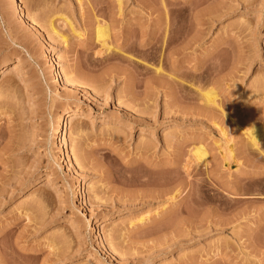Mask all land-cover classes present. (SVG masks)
<instances>
[{
	"label": "rangeland",
	"instance_id": "1",
	"mask_svg": "<svg viewBox=\"0 0 264 264\" xmlns=\"http://www.w3.org/2000/svg\"><path fill=\"white\" fill-rule=\"evenodd\" d=\"M0 264H264V0H0Z\"/></svg>",
	"mask_w": 264,
	"mask_h": 264
},
{
	"label": "bare ground",
	"instance_id": "2",
	"mask_svg": "<svg viewBox=\"0 0 264 264\" xmlns=\"http://www.w3.org/2000/svg\"><path fill=\"white\" fill-rule=\"evenodd\" d=\"M120 4V3H119ZM19 10L22 9L21 6L18 7ZM184 10H181V14L182 16L184 17ZM22 15V13H21ZM26 16V15H25ZM24 17V16H23ZM184 27V26H183ZM182 29V28H181ZM106 28H99L98 30V38L100 37V40L102 39L103 41V44L105 45L106 44ZM161 31V30H160ZM189 31V30H188ZM187 31V32H188ZM186 32V31H184ZM185 34V33H184ZM187 35V33H186ZM193 40V39H192ZM147 44V43H146ZM144 66V65H143ZM143 70V74H146L147 73V69L146 67H143L142 68ZM60 76H61V71H60V68L59 69H56V71L54 72V80H59L60 79ZM69 81V80H68ZM67 81V82H68ZM71 81V80H70ZM70 81L68 82V84H70ZM73 84V82L71 83ZM70 84V85H71ZM216 95H215V92L213 90H209L207 92H205V101L208 103V104H215V101H216ZM80 114H83V112L81 111V109H77V108H69V109H66L64 110L61 114L58 115L57 117V127H56V134H58V136H61V139L62 140V135L64 134V131H67V127L69 125V119L70 118H76L78 115ZM253 143L255 144V146L259 145L260 143V135H259V130L257 129H254L253 131ZM65 138V136H64ZM256 146V147H257ZM194 156L199 159V160H204L206 159V151L204 150L203 147H197L195 150H194ZM82 190V186H80V188L78 189V191H81ZM178 190V189H177ZM162 191V190H161ZM166 192V191H165ZM164 192V193H165ZM160 193V192H159ZM162 193V192H161ZM159 195V194H158ZM164 195V194H163ZM175 195L178 196L179 195V191H176L175 192ZM161 196V195H160ZM159 197V196H158ZM173 199V198H172ZM143 219H141L142 221Z\"/></svg>",
	"mask_w": 264,
	"mask_h": 264
}]
</instances>
